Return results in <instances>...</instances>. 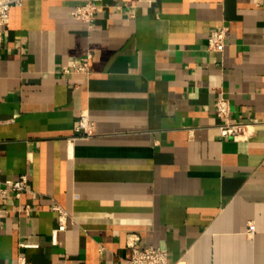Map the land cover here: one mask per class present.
Instances as JSON below:
<instances>
[{
    "label": "crops",
    "instance_id": "0c3cea01",
    "mask_svg": "<svg viewBox=\"0 0 264 264\" xmlns=\"http://www.w3.org/2000/svg\"><path fill=\"white\" fill-rule=\"evenodd\" d=\"M85 1L22 0L2 29L0 180L28 190L0 198V264H128L131 241L264 264V0H93L83 22ZM220 96L246 141L219 135Z\"/></svg>",
    "mask_w": 264,
    "mask_h": 264
},
{
    "label": "built area",
    "instance_id": "2783aa9c",
    "mask_svg": "<svg viewBox=\"0 0 264 264\" xmlns=\"http://www.w3.org/2000/svg\"><path fill=\"white\" fill-rule=\"evenodd\" d=\"M22 0H0V38L2 29L8 23L9 10L13 6L21 5ZM96 5L93 0H86L84 3L75 5L70 14L73 18L83 22L93 19ZM226 27H220L209 32L207 36L208 49L221 51L224 46ZM88 58L73 64V70L80 73L88 72ZM215 115L219 120L217 124L218 132L221 137H229L238 141H246L252 134V121L230 119V108L228 100L220 96L214 102ZM94 132V125L88 120L85 114H80L74 127L77 137H87ZM27 177L25 174L19 175L15 179L0 180V198H4L11 193L13 198L19 199L22 192L27 191ZM53 210L57 212V223L51 231V242L56 243L57 233L66 227L67 215L63 209L55 204ZM4 208L0 204V212ZM130 257L128 264H167V251L160 245H148L145 247L136 246L134 241L128 243ZM18 264H26L23 258L19 259Z\"/></svg>",
    "mask_w": 264,
    "mask_h": 264
}]
</instances>
